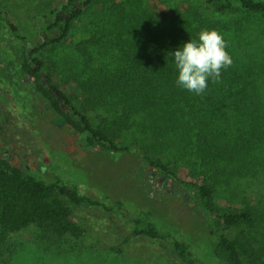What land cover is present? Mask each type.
Masks as SVG:
<instances>
[{
  "label": "trees",
  "instance_id": "16d2710c",
  "mask_svg": "<svg viewBox=\"0 0 264 264\" xmlns=\"http://www.w3.org/2000/svg\"><path fill=\"white\" fill-rule=\"evenodd\" d=\"M148 1L67 0L60 7L49 5L50 22L42 28L48 40L39 39L40 44L33 43L28 50L26 37L2 38L0 56L13 50L19 61L27 63L28 51L49 77L59 74L72 83L75 95L65 94L57 84L53 89L74 108L75 115L69 118L73 134L95 148L143 154L144 169L174 190L180 185L170 164L146 154L171 153L184 159L190 173L203 182L198 191L202 219L207 212L218 216L217 232H210L211 264H264V245L257 238L262 217L255 207L219 210L215 203L218 187L264 172V37L259 30L251 31L259 42L253 35L244 39L250 41L244 55L230 54L234 65L222 73L221 83L209 82L203 96L176 86L178 71L171 55L198 39L201 30H220L223 23L208 19L210 15L241 13L250 22L264 19V0H204L203 17L192 4L170 17L151 10ZM83 19L89 20V37L75 43L67 55L57 53L56 45L67 40L74 22ZM0 25L15 30L2 15ZM240 30L245 28L238 30L243 34ZM47 49L56 52L52 56L57 60H48L47 53L45 57ZM22 72H15L16 80ZM36 81L42 88L41 80ZM100 109L111 117L94 125L89 114ZM36 117L29 121L34 128L41 120ZM9 125L6 109L0 108V264L10 253V238L28 227L36 229L44 244L84 239L86 230L74 221L73 205H101L76 188L48 182L25 165L13 164L2 152ZM126 131L134 134L136 145L119 147L117 141ZM123 216L132 223L133 237L165 240L183 263L196 264L190 245L159 230L146 216Z\"/></svg>",
  "mask_w": 264,
  "mask_h": 264
},
{
  "label": "rangeland",
  "instance_id": "374dc122",
  "mask_svg": "<svg viewBox=\"0 0 264 264\" xmlns=\"http://www.w3.org/2000/svg\"><path fill=\"white\" fill-rule=\"evenodd\" d=\"M66 1L0 0V15L14 26V34L26 37V42L32 45L39 44V39L49 38L42 30L50 22L49 5L60 7ZM189 4L198 6L197 11L202 17L205 15L204 0L148 1L151 10L165 12L170 17L175 12L185 11ZM94 8L98 11L100 5L96 4ZM244 16L241 13L234 17L215 14L208 18L223 23L222 26L219 23L221 27L217 32L228 42L227 51L232 55H244L250 42L244 39L251 40V31L259 30L264 37V19L253 18L250 22ZM87 22V19L74 22L67 40L56 45V52L67 55L75 43L87 39L90 32ZM241 28H245V31L240 30L243 34L238 31ZM253 37L259 42L257 36ZM251 47H254L252 41ZM56 52L50 53L47 49L44 54L46 57L47 53L46 58L50 60V57L56 59L52 56ZM60 77L52 73V85L57 84L65 94L75 95L74 85ZM6 91L7 87L0 84V96ZM1 103L5 105V102ZM7 108L16 114L9 132L20 140L22 164L41 159L45 164L39 165L45 168L41 172L40 166L33 164L34 174L48 182L59 181L71 189L76 188L81 195L99 201L101 205H73L74 221L86 230L85 238L80 241L68 239L58 245L44 244L37 239L34 227L14 234L10 238V253L3 257L4 264H185L167 241L133 237L132 223L123 214L133 218L146 216L159 230L190 245L196 264L214 262L211 247L214 235L210 232H217L218 216L207 212L202 219L203 202L198 196L202 179L190 173L180 156L146 154L170 164L183 192L177 188L172 191L168 183L162 188L149 179L150 172L144 169L145 162L140 156L143 154L114 153L98 148L87 153L83 150L85 142L77 143L68 127L57 128L37 119V128H34L20 116L19 104L16 107L11 103ZM89 117L97 125L102 118L111 116L100 109L91 112ZM47 118L50 121L52 116ZM134 137L130 131L123 132L117 144L119 147L136 145ZM215 199L219 210L255 207L262 217L257 238L264 245V172L237 180L230 186L218 187Z\"/></svg>",
  "mask_w": 264,
  "mask_h": 264
},
{
  "label": "flooded vegetation",
  "instance_id": "af4514ba",
  "mask_svg": "<svg viewBox=\"0 0 264 264\" xmlns=\"http://www.w3.org/2000/svg\"><path fill=\"white\" fill-rule=\"evenodd\" d=\"M14 33H16V31L9 25H5L4 27L0 25V45H2V38L6 39V37H8L10 41L17 40L18 36ZM42 39L46 41V39ZM26 45L28 50L30 49V46H33L29 42H26ZM9 52L11 55L9 54V56L5 58L0 56V84L6 86L8 89V91L5 92V95L0 96V102H5L4 106H2V103L0 104V108L6 109V116L10 119L9 129L13 124L14 119H16V114L7 108V106L12 103L14 106L16 105V107L18 104L20 105V116H22L28 123L31 119L37 116L36 118H39L54 127H68L73 134V130L69 126V118L75 115L74 108L67 103L55 89H53L50 77L44 72L42 66L34 63V57L28 51L26 53L27 63H23L22 60L19 61L13 50ZM21 70L23 71L22 74H20L21 78L20 80H16L15 72ZM37 78L41 80L42 88L38 86L36 81ZM53 100L55 101L53 102ZM48 115L52 116L50 121L47 118ZM75 119L76 121H80L77 115L75 116ZM54 122L60 123L61 126ZM74 136L76 142L80 145L82 141L85 142L86 147L83 149L85 152L90 153L94 150L95 146L90 145L85 137ZM6 140L7 143L2 152L4 151V155H7L8 159L13 164L20 166L25 165L28 171L32 169L33 164H37L40 166L41 172L43 171L45 167L42 168L41 166L45 163L41 162V159L38 161L31 160L29 164H27L26 161L22 164L20 155L21 150L19 147L20 140L17 139L13 133L11 134L9 132L6 136ZM16 162H18V164ZM39 163L42 165H39ZM150 175L151 179L156 181L160 187L166 185L167 182L162 178H158L153 173H150ZM170 187L172 188L171 185ZM173 190L174 189H172V191ZM180 191H182V188H180Z\"/></svg>",
  "mask_w": 264,
  "mask_h": 264
},
{
  "label": "clouds",
  "instance_id": "9594fccd",
  "mask_svg": "<svg viewBox=\"0 0 264 264\" xmlns=\"http://www.w3.org/2000/svg\"><path fill=\"white\" fill-rule=\"evenodd\" d=\"M228 47V42L216 30H201L198 39H191L171 54L178 71L176 86L203 96L209 82L221 83L222 73L234 65Z\"/></svg>",
  "mask_w": 264,
  "mask_h": 264
},
{
  "label": "water",
  "instance_id": "95a60500",
  "mask_svg": "<svg viewBox=\"0 0 264 264\" xmlns=\"http://www.w3.org/2000/svg\"><path fill=\"white\" fill-rule=\"evenodd\" d=\"M54 123L57 124V125H59V126H61L60 123H56V122H54ZM184 197H185V199H187V196H185V194H184Z\"/></svg>",
  "mask_w": 264,
  "mask_h": 264
}]
</instances>
